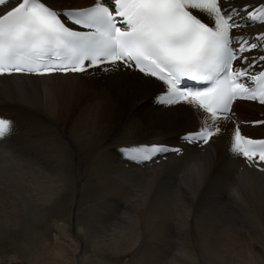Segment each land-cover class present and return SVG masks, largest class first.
Here are the masks:
<instances>
[{"label":"bare ground","instance_id":"bare-ground-1","mask_svg":"<svg viewBox=\"0 0 264 264\" xmlns=\"http://www.w3.org/2000/svg\"><path fill=\"white\" fill-rule=\"evenodd\" d=\"M55 2L83 6L91 0ZM84 86L99 88L82 109L73 96ZM156 91L131 70L0 77V114L13 116L16 127L0 146V253L6 256L12 243L27 262L45 257L50 230L56 235L58 221H72L90 255L86 261L78 254L79 264H110L111 258L117 264H264V173L227 152L233 122L221 121L222 134L207 148H188L149 168L126 167L115 154L127 142L173 140L187 122L196 125L184 104L152 106L147 99ZM236 112L258 119L264 106L240 101ZM260 128L248 131L261 137ZM93 159L99 189L130 197L120 222L84 223L78 188L86 184L76 177ZM173 240L176 255L161 260L157 246ZM64 261L53 264L75 259Z\"/></svg>","mask_w":264,"mask_h":264},{"label":"snow or ice","instance_id":"snow-or-ice-1","mask_svg":"<svg viewBox=\"0 0 264 264\" xmlns=\"http://www.w3.org/2000/svg\"><path fill=\"white\" fill-rule=\"evenodd\" d=\"M264 0H0V77H55L133 70L157 85L161 106L186 104L204 117L198 131L181 139L207 145L222 134L237 100L264 106ZM194 81L189 86L186 81ZM264 126V120L254 122ZM15 125L0 117V141ZM230 153L264 173V139L230 133ZM130 163L157 162L182 148L127 142ZM235 194V193H234ZM238 195V194H237Z\"/></svg>","mask_w":264,"mask_h":264},{"label":"rangeland","instance_id":"rangeland-1","mask_svg":"<svg viewBox=\"0 0 264 264\" xmlns=\"http://www.w3.org/2000/svg\"><path fill=\"white\" fill-rule=\"evenodd\" d=\"M81 4H83V3H81ZM98 88L99 87L84 86L79 94H74L73 99L76 101V103L82 109H85L87 107L86 103L92 102L93 97L96 96L95 92L98 90ZM252 119H255V118H252ZM249 120H251V118ZM194 127H196L195 124H193L192 122H187L185 125L182 126L181 131L192 130V129H194ZM262 131H264V127L260 128L258 130V132H262ZM93 160L94 161H90L87 165V170L89 172L88 171L84 172V174H81L80 177H79V175H77V177H76L77 181H79L82 186L84 185L82 183L86 184V185H84V188L83 187L78 188L80 190V194H79V200L81 201L80 205L82 206L80 208L81 209V215H82V217H85L84 223L85 224H87V223L91 224V223H94L95 221L98 222V219H101L103 221L110 222V223H113L115 221L120 222L121 221L120 219H122V218L125 219L127 215L122 214L121 210H119L120 205L118 202H115V199H113V201L116 204H118V208L115 205V208H116V211H115L116 216L115 217L113 216L114 214L108 215L107 213H102L101 211L104 210L103 206H107V211H111V209L108 207V202L112 199V196L114 198H116V200H118V201H126L127 203H129L128 199H130V197L123 191H120L117 193L105 194L106 191H102V189H99V179L97 177H95V176H97V173H98L97 170L99 168L98 167L99 165H98L97 161H95V159H93ZM92 162H94V163H92ZM95 164H97V165H95ZM89 165H92V166H89ZM94 168H95V170H94ZM86 173L88 176H86ZM90 179H91V181H89ZM81 181H82V183H81ZM90 184H91V186L94 184L95 185H94V187H89ZM85 186L87 187V189ZM83 190H85L89 193H87ZM125 194L127 195V198H125L126 197ZM106 200H107V203H104V205H103V202H105ZM87 217H89V218H87ZM91 217H93V219ZM58 227H59L58 229L56 227L54 228V229H56V231H58L56 235H54L53 230H50V236H49L50 240H48V243H45V248H46V250H44V254L46 253L44 255L45 257H39V258H34V259L32 258L31 261L29 260L27 262V260L25 258L21 257V253L19 252L18 246H15L14 244L11 243L9 245L10 246L9 249L7 248V255L6 256H4L2 254V252L0 253V264H51V263L53 264V259H55V260L60 259L63 261L66 259L64 261V263H66L72 259H75L74 264H79L78 263L79 255L78 254H81L83 259L86 258L85 260L88 261L90 259V255H88V252H86L85 250H82L83 244H82V242H80V238L78 237L79 238L78 239L77 237H75L74 225H73L72 221H69V222L66 221L63 223L58 221ZM146 243H147V245H150L149 242H146ZM160 245L157 247H160L158 249L161 251V254H160V255H162V257L160 258L161 260L167 262L168 258L174 257L176 255L175 248L177 247V244L174 242V240L172 242L169 241L165 245L164 244H160ZM81 250H82V252H81ZM55 252H57V253H55ZM58 256H60V257H58ZM49 257L53 258V259H50L52 262L50 260H48ZM111 259H113V258H111ZM111 259L109 261L110 264H117L115 262V260H111ZM126 262H129V259L123 260L121 263L126 264ZM56 264H58V263H56ZM80 264H87V263H81L80 262ZM97 264H99V263H97Z\"/></svg>","mask_w":264,"mask_h":264}]
</instances>
